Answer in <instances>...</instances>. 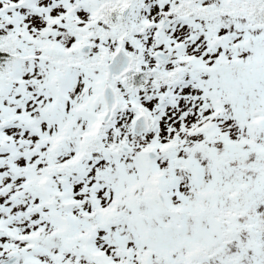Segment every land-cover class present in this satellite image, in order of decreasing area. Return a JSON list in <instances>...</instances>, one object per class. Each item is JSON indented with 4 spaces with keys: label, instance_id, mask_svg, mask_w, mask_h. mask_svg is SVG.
Wrapping results in <instances>:
<instances>
[{
    "label": "snow or ice",
    "instance_id": "6c2138e0",
    "mask_svg": "<svg viewBox=\"0 0 264 264\" xmlns=\"http://www.w3.org/2000/svg\"><path fill=\"white\" fill-rule=\"evenodd\" d=\"M0 264H264V0H0Z\"/></svg>",
    "mask_w": 264,
    "mask_h": 264
}]
</instances>
